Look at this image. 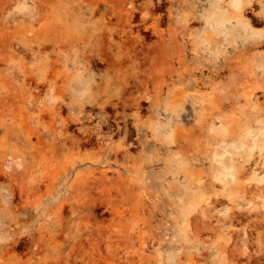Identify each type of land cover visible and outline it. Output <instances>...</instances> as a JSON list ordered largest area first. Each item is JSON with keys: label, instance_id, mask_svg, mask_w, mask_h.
<instances>
[{"label": "rangeland", "instance_id": "374dc122", "mask_svg": "<svg viewBox=\"0 0 264 264\" xmlns=\"http://www.w3.org/2000/svg\"><path fill=\"white\" fill-rule=\"evenodd\" d=\"M0 264H264V0H0Z\"/></svg>", "mask_w": 264, "mask_h": 264}]
</instances>
